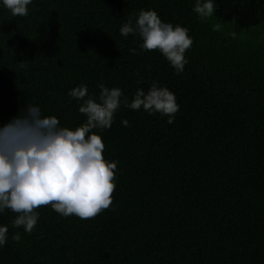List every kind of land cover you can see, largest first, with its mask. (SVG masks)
<instances>
[{
	"label": "trees",
	"instance_id": "16d2710c",
	"mask_svg": "<svg viewBox=\"0 0 264 264\" xmlns=\"http://www.w3.org/2000/svg\"><path fill=\"white\" fill-rule=\"evenodd\" d=\"M195 3L32 0L14 16L0 0V128L38 106L74 130L86 116L68 92L81 84L130 103L155 81L179 105L171 124L121 105L110 128L91 130L118 162L111 205L90 219L41 206L30 234L5 209L0 264H264V0H213L203 22ZM141 9L189 30L181 74L138 34L121 35Z\"/></svg>",
	"mask_w": 264,
	"mask_h": 264
},
{
	"label": "clouds",
	"instance_id": "9594fccd",
	"mask_svg": "<svg viewBox=\"0 0 264 264\" xmlns=\"http://www.w3.org/2000/svg\"><path fill=\"white\" fill-rule=\"evenodd\" d=\"M31 2L2 0L14 16H26V6ZM215 10L213 0H196L193 7L202 22L210 19ZM223 27V23H215L212 30L221 31ZM188 31L179 24L162 22L153 10L143 9L135 22L130 16L120 29L125 38L138 34L143 41L141 49H158L178 75L188 63L185 53L193 44ZM229 35L235 38L236 33ZM130 52L136 54V49ZM98 87V98L89 94L84 84L68 92L69 97L80 102L79 112L86 116V122L74 130L61 127L55 116L42 115L38 106H29L0 128V213L10 209L20 214L12 227H23L30 234L39 216L34 209L41 206L51 205L65 217L90 219L111 205L118 162L106 161L100 135L89 133L110 128L121 105L132 110L143 108L149 114L158 112L167 116L169 124L175 120L179 108L175 95L155 81L147 92L137 89L130 103L121 89H109L103 83ZM122 124L130 126L127 120ZM8 231V226H0V246L6 243ZM12 239L20 241V233Z\"/></svg>",
	"mask_w": 264,
	"mask_h": 264
}]
</instances>
